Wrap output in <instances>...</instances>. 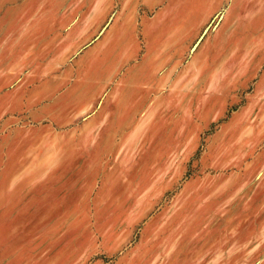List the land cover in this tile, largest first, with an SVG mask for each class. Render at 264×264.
<instances>
[{"label": "rangeland", "instance_id": "1", "mask_svg": "<svg viewBox=\"0 0 264 264\" xmlns=\"http://www.w3.org/2000/svg\"><path fill=\"white\" fill-rule=\"evenodd\" d=\"M143 1L0 0V264H264V0Z\"/></svg>", "mask_w": 264, "mask_h": 264}, {"label": "crops", "instance_id": "2", "mask_svg": "<svg viewBox=\"0 0 264 264\" xmlns=\"http://www.w3.org/2000/svg\"><path fill=\"white\" fill-rule=\"evenodd\" d=\"M153 0H144L142 4H140V6L146 10H150L152 7H153V3H152ZM159 0H156V3L158 2ZM155 3V4H156ZM213 9V8H211ZM135 13L134 14H131L133 15L134 17H130L128 18V20L126 21L125 19H123L122 17V13H118L114 16V18L111 19L108 27L106 28V31H107V34H106V39H110V37H114L115 33L121 28H123L124 26H126V24L129 26L130 30L133 32L134 30L136 31L137 29V23H138V19H137V14L139 12V9L137 7V9H134L133 10ZM213 11V10H212ZM211 16V13L207 14L205 13L203 18H202V21H201V24L205 23ZM109 17V14L107 15V11H103V12H99L96 14V20L94 21L93 25H92V33H94L95 31H97L99 28H101L103 25H105L107 19ZM148 22V19L146 18H143L142 19V27L145 28V25L146 23ZM195 27L193 26L192 27V33L193 34H189L188 35V38H183L182 41H183V44H187V43H190L193 39H194V36H195ZM146 30V29H144ZM178 32H179V29H176L175 31H173L172 33L171 32H168L167 34H173L174 37L173 39L175 38L176 41H180L181 38L180 36H178ZM190 32V31H189ZM197 39L195 40L194 43H196ZM215 45H213V43L209 44V40H208V51L210 52H213V53H210L211 55H214L215 53H217V57L216 55L214 57H216L217 59L216 60H211L212 61V64L214 63L216 65V69L215 68H212V73H217V72H220L222 71V68L220 66H222V63H223V53L221 48V44H218L216 46V48H214ZM207 51V53H208ZM206 53V54H207ZM206 54H205V58H206ZM221 54V55H220ZM204 58V61L205 63L207 62V59ZM176 62V66H175V63H174V68L177 67L179 65V61H180V58H179V55L177 56V59L174 60ZM203 62V64H205ZM196 62L195 60H191L190 63H189V75L190 76H195V65ZM220 64V66H218ZM218 74V73H217ZM215 78H212L211 81H210V84L208 86V88H214L215 86V82H214ZM216 81V80H215Z\"/></svg>", "mask_w": 264, "mask_h": 264}]
</instances>
